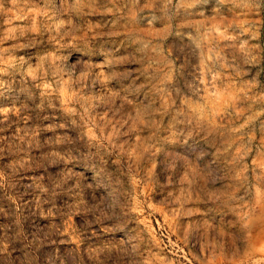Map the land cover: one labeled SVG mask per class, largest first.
<instances>
[{"label":"rangeland","instance_id":"374dc122","mask_svg":"<svg viewBox=\"0 0 264 264\" xmlns=\"http://www.w3.org/2000/svg\"><path fill=\"white\" fill-rule=\"evenodd\" d=\"M0 264H264V0H0Z\"/></svg>","mask_w":264,"mask_h":264}]
</instances>
